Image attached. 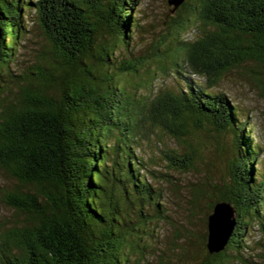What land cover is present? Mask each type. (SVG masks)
<instances>
[{
  "label": "trees",
  "instance_id": "1",
  "mask_svg": "<svg viewBox=\"0 0 264 264\" xmlns=\"http://www.w3.org/2000/svg\"><path fill=\"white\" fill-rule=\"evenodd\" d=\"M138 1L0 0V79L9 77L0 87V167L17 184L0 199L22 217L0 227V264H137L152 238L150 223L167 217L162 203L154 201L148 210L160 195L140 176L142 159L135 155L140 141L149 139L145 123L176 139L194 138L183 153L161 150L166 165L180 171L193 167L201 147L211 145L222 156L215 137L233 133L229 178L209 183L206 230L195 242L203 253L200 264H251L241 240L251 220L264 230V188L258 190L264 179L257 182L254 174L256 148L244 119L224 93L209 89L232 67L248 64L245 71L264 96V0L172 5L177 18L169 23L170 44L160 41L162 53L143 74L144 57L122 67L113 62L116 49L130 44ZM31 4L54 56L49 69L40 65L35 77L23 76L27 85L14 93L10 64ZM196 23L201 36L183 41ZM157 73L172 74L185 86L139 94ZM208 131L215 134L206 144L201 134ZM192 191L195 209L205 190ZM218 202L230 206L234 226L224 248L209 253L207 217Z\"/></svg>",
  "mask_w": 264,
  "mask_h": 264
},
{
  "label": "rangeland",
  "instance_id": "2",
  "mask_svg": "<svg viewBox=\"0 0 264 264\" xmlns=\"http://www.w3.org/2000/svg\"><path fill=\"white\" fill-rule=\"evenodd\" d=\"M89 1L91 2V0ZM32 2L34 3L35 0ZM172 5L167 0L138 1L133 12L136 17V25L131 31L130 44L128 47L121 45L116 49L113 54L115 65L122 67L125 65L123 61H128L129 58L138 61L144 57L146 62L143 68H139L140 74H143L147 68L151 70L154 67V59L162 53L165 47L160 44V41L163 39L166 44H170L174 32L169 29L170 21L177 15L176 10H172ZM26 13L24 18L26 31L18 42L14 60L10 64L12 73L10 79L13 80L10 89L14 93H18L20 87L27 85L23 76L31 73V76L35 77L40 65L49 69L48 62L52 61L54 56L50 43L39 27L35 6L32 4L27 6ZM200 25V23H196L182 34L183 41L193 42L201 36ZM134 65L139 64L135 63ZM244 67L249 66L242 64L239 67H232L209 90L215 93H224L228 100L236 106L240 122L244 119L245 131H249L252 143L256 148L252 165L258 182L264 179V96L259 94L256 83L251 80ZM194 79L199 82L205 80L197 76H194ZM7 81H9V77L5 75L0 79V87L6 86ZM14 82L20 85H16ZM184 86L183 80L172 74L165 76L157 73L150 89L139 87L137 92L151 96L159 93L161 89L163 91L166 89L178 91ZM143 130L149 135V139L140 141V144L135 148V155L141 157V163L144 166H139L140 176L144 175L145 180L160 195L158 200H152L148 210L152 213L155 207L154 201L162 203L160 204L161 208L165 210L167 217L150 223L152 238L147 236V246L137 264H200L203 253L196 246L195 241L197 236L202 235L206 230L203 224L206 211L208 212L207 203L210 201L206 194L211 189L210 182L221 183L229 178L227 161L231 158L230 144L234 135L232 132H227V134L215 137L220 147L224 149L222 156H219L218 150H215L211 145L201 147L199 156H194L193 167L188 171H180L166 165L162 159L161 150L171 148L183 153L187 151L188 140L194 138L182 136L176 139L160 132L149 123L143 125ZM211 134L215 133L208 131L201 134L203 143L210 142ZM16 185V181L0 167V192L10 190ZM198 186L205 190V195L202 196L203 199L199 205L193 209L192 188ZM262 188L264 186L260 185L258 190L261 192ZM258 196L261 194L258 193ZM251 199L250 196L247 201H251ZM254 205L257 204L252 202L251 206ZM259 209L263 211L262 222L264 223V200ZM17 218L21 219L22 217L0 199V227L10 225ZM256 223L258 221L251 220L246 225V233L242 237L241 243L244 242L247 248L242 250V253L251 264H264V230L257 227ZM188 239L189 241L191 239L190 243ZM181 245L183 246L181 247ZM184 246H186L185 251H183ZM178 247L180 248L177 249ZM228 251L230 252L231 248ZM234 253L236 252L234 251ZM224 264L246 263L231 259Z\"/></svg>",
  "mask_w": 264,
  "mask_h": 264
},
{
  "label": "water",
  "instance_id": "3",
  "mask_svg": "<svg viewBox=\"0 0 264 264\" xmlns=\"http://www.w3.org/2000/svg\"><path fill=\"white\" fill-rule=\"evenodd\" d=\"M183 0H168L176 8ZM233 211L227 203L218 202L207 217V249L209 253L222 250L234 226Z\"/></svg>",
  "mask_w": 264,
  "mask_h": 264
}]
</instances>
